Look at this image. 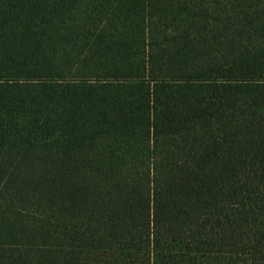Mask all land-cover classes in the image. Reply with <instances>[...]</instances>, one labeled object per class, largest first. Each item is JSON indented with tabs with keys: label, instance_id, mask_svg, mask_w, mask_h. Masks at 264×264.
Wrapping results in <instances>:
<instances>
[{
	"label": "trees",
	"instance_id": "obj_1",
	"mask_svg": "<svg viewBox=\"0 0 264 264\" xmlns=\"http://www.w3.org/2000/svg\"><path fill=\"white\" fill-rule=\"evenodd\" d=\"M0 264H264V0H0Z\"/></svg>",
	"mask_w": 264,
	"mask_h": 264
}]
</instances>
